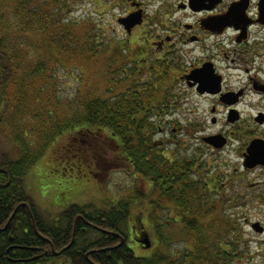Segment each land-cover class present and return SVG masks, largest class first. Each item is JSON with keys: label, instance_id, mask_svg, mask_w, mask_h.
Here are the masks:
<instances>
[{"label": "flooded vegetation", "instance_id": "1", "mask_svg": "<svg viewBox=\"0 0 264 264\" xmlns=\"http://www.w3.org/2000/svg\"><path fill=\"white\" fill-rule=\"evenodd\" d=\"M121 2L127 11L117 24L126 34L100 42V47L117 46L116 54L122 57L116 63L117 73L109 75L117 87L112 99L125 95L129 102L142 101L148 107L146 117L156 123L151 135L156 153L168 161L176 158L180 165L185 162L189 171L181 174L206 186L203 198L214 209L205 213L203 222L215 223L218 235L210 227L204 247L224 252V264L230 260L264 264V0H160L153 14L141 0ZM137 12L141 23L127 32L118 19ZM101 95L107 97L103 91ZM157 135L163 138L154 141ZM126 167L133 178L143 180L133 160ZM90 176L95 180V174ZM20 206L28 208L18 204L0 226L3 262L101 264L103 252L118 245L97 242L104 230L81 215L68 224L60 248L37 231L34 239L42 238L46 244L32 248L18 244L14 237L27 232L20 229L16 214ZM62 212L55 219L40 213L54 226ZM165 213L159 225L163 248L176 241L183 250L200 247L196 231L189 232L182 220L185 212ZM27 214L34 228L29 208ZM143 214L138 227L129 228L126 240L105 232L114 234V241L122 239L127 247L129 243L137 247L144 255L139 257H148L156 245L157 228L148 221V212ZM145 235L149 249L138 243Z\"/></svg>", "mask_w": 264, "mask_h": 264}, {"label": "trees", "instance_id": "2", "mask_svg": "<svg viewBox=\"0 0 264 264\" xmlns=\"http://www.w3.org/2000/svg\"><path fill=\"white\" fill-rule=\"evenodd\" d=\"M75 2L0 0V226L18 204H26L33 213L35 227L31 226L28 208L20 206L16 216L21 220L20 229L27 232L14 237L15 242L31 248L46 244L42 238L34 239L38 233L50 239L57 249L64 245L75 216L81 215L104 230L97 242L103 246L118 243L103 252L101 264H174L175 260L163 252L160 237L150 256L138 257L124 243L120 245V240L114 241V234L105 232L118 233L126 240L129 228L138 227L140 213L147 216L149 208L148 221L153 223L155 209L166 208L186 213L182 220L189 232L196 231L200 246L193 251L184 250L177 264H224V252L204 247L211 228L214 236L218 235L215 223L203 222L207 220L205 213L214 209L213 203L203 198L207 195L206 186L181 174L189 171L185 162L180 165L176 158L168 161L156 153L151 137L156 123L146 117L148 107L142 101L129 102L125 95L112 99L117 87L111 84L109 75L117 73L116 63L122 57L116 53L120 49L100 47V42L106 44L110 40L102 39V32L98 38L89 24L80 25L69 17ZM92 60H100L103 76L108 74L103 89L98 88L107 97L101 93L75 94L73 100L63 103L53 96L56 69L71 73L70 64ZM45 156L51 157L45 165L56 161L62 176H81L87 170L99 182L104 171L97 166H126L131 159L143 180L135 177L146 185V192L136 190L134 197L102 208L72 204L63 210L58 224L49 226L25 183L28 172ZM143 204L147 206L144 211L140 208ZM132 210L139 212L133 218ZM4 244L0 236L1 254ZM0 264L11 263L6 259ZM229 264L234 263L230 260Z\"/></svg>", "mask_w": 264, "mask_h": 264}, {"label": "rangeland", "instance_id": "3", "mask_svg": "<svg viewBox=\"0 0 264 264\" xmlns=\"http://www.w3.org/2000/svg\"><path fill=\"white\" fill-rule=\"evenodd\" d=\"M141 1L145 4L146 11L153 14L159 7L158 1L160 0ZM126 11L127 5L122 3L121 0H76L72 5V12L69 13V17L78 21L80 25L89 24L92 29L97 31L98 38L99 33L102 32L100 34L103 37L102 39H119L126 33L117 24V18L123 16ZM137 33L140 34L139 30ZM99 62L100 60L98 62L92 60L88 63H76L75 66L70 64L72 67L71 73L62 68L56 69L58 77L53 81V96L55 95L58 100H64L63 103H66L68 100H73L75 94L84 93L85 96L87 94L94 95L93 93H95L99 95L101 90L98 88L101 89L104 86L105 79L101 75L103 71ZM162 138L163 135H157L153 140H161ZM168 146L166 145V147ZM49 156L48 160L51 159ZM47 159L46 156L43 157L25 177L27 192L46 218L55 219L61 211L72 204H93L102 208L114 201L128 200L134 197L136 190L144 193V188H146L142 181L133 178V174L129 169L121 164L114 163L112 166L105 164L99 166L104 171L100 178L102 180L99 182L93 180L94 178L87 174V170L81 176H62L58 171L57 162L51 160L45 165ZM146 207L143 204V207L140 208L144 211ZM167 210L166 208L162 210L155 209L152 213L154 215L153 221L151 220L153 223H150L160 225ZM147 212H150L149 208ZM135 213L139 212L132 210L130 216L133 218ZM158 233L159 228L156 229L154 234V239L157 242L159 239ZM172 242L174 243V241ZM128 247L133 250L136 256H144L138 251L137 247L130 243ZM163 252L169 258L178 261L181 260L184 250L182 244L176 241V244L167 245L163 248ZM252 252L255 251L252 250Z\"/></svg>", "mask_w": 264, "mask_h": 264}, {"label": "water", "instance_id": "4", "mask_svg": "<svg viewBox=\"0 0 264 264\" xmlns=\"http://www.w3.org/2000/svg\"><path fill=\"white\" fill-rule=\"evenodd\" d=\"M139 14L141 15L140 12L130 14L127 17L118 19V22L123 25L124 29L127 32H129L132 27L141 23V18ZM122 243L123 240L121 239L120 245ZM138 243H140L144 249H149L151 246L148 235H145L142 240H138Z\"/></svg>", "mask_w": 264, "mask_h": 264}]
</instances>
